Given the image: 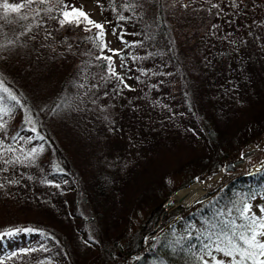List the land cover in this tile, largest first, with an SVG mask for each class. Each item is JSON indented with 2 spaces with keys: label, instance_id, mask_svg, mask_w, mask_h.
Instances as JSON below:
<instances>
[{
  "label": "trees",
  "instance_id": "1",
  "mask_svg": "<svg viewBox=\"0 0 264 264\" xmlns=\"http://www.w3.org/2000/svg\"><path fill=\"white\" fill-rule=\"evenodd\" d=\"M2 2L4 0H0ZM7 2L19 4L26 0ZM96 2L105 32L115 33L113 37L120 48L118 58L124 83H118L114 78L107 81L102 78L107 73L101 67L104 61L97 57L111 53L100 52L89 42L88 38L96 35L95 28L84 31L83 24L76 27L67 23L61 27L62 5L57 4V0H46L44 4L34 0L20 13H9L6 18L0 9V94L6 98L5 105L9 110L6 114L12 117L10 131L0 139V170L4 168L8 176L14 175V169H10L6 161L14 163L16 157L30 155L36 150L35 156L39 158L42 154L41 160L15 164L22 175L38 172L36 181L41 186L66 177L69 169L62 153L55 149L62 167L60 172H55L51 160L53 144L49 139L40 143L32 131L24 132L28 121H20L18 117L21 111H26L38 118L28 100L32 97L36 101L38 96L42 97L45 88L41 84L47 80L61 81L60 95L53 101L55 105L82 103L98 130L110 134L121 126L120 132L130 142L138 136V130L153 136L158 134V129L163 131L165 128L163 133L173 137V131L184 129L201 136L214 152L211 162L204 160V164H213L214 169L221 171H225L223 163L233 157L223 158L216 150L214 140L226 137L232 144H241L255 137L252 143L257 145L255 142L264 137L263 112L259 115L248 112L249 107L262 110L253 104L258 90L263 91L259 98L264 100V0ZM64 3L70 6L69 10L74 5L81 9L76 6L78 0H64ZM129 4H135V7L126 10ZM48 8L52 11L48 12ZM120 15L125 19L120 20ZM21 16H27V19H20ZM105 39L109 47L107 35ZM26 49L29 52L26 53ZM24 82L30 87L26 88ZM4 88L16 96L19 105L8 97L7 92H2ZM114 88L117 91H113ZM64 92L65 95H61ZM185 107L189 110H183ZM107 111L111 118L104 116ZM177 114H181V118H177ZM161 115L163 122H150L152 117ZM20 133L24 138L18 137ZM257 135L259 139H256ZM9 148L12 150L8 151ZM41 148L43 151H39ZM260 153L257 163L248 161L240 180H234L235 175L228 176V181L205 196L200 205L187 209H169L163 202L156 205L135 233L131 237L126 235L123 240L110 242L113 237L109 236L111 232L107 226L104 231L100 215L94 209V200L86 197L80 187H70L69 191L74 189L79 196V205L85 215L78 219L81 223L85 219L86 224L90 223L94 228L92 233L79 231L78 234L91 245L92 251L97 250V254L107 257V264H185L188 254L180 250L179 244L170 247L169 243L179 236H187L185 228L191 225V242L198 246V230L205 227V221L212 217L215 207H231L233 201L257 197L264 188V164L255 173L249 172L264 161V149ZM31 168L35 172H31ZM228 182L230 186L240 184V187L230 188ZM0 184L3 185L0 188V233L10 228H32L44 235L45 230H50V223L41 220L35 211L38 206H27L21 199V193L15 189L20 184L14 189L12 185L5 186L2 180ZM26 209L27 216L23 214ZM76 216L73 214L74 218ZM22 222L27 223L22 225ZM29 234L19 232L16 238L14 234L11 238L12 241L16 239L14 245L0 247V259L29 250L27 255L6 259L5 264H32L34 259L58 251L63 244L43 247L28 239ZM92 234L98 241H93ZM21 235L25 236L23 240ZM184 246L187 247V241ZM70 258L67 257L65 264H74ZM217 258L223 259L219 255Z\"/></svg>",
  "mask_w": 264,
  "mask_h": 264
},
{
  "label": "rangeland",
  "instance_id": "2",
  "mask_svg": "<svg viewBox=\"0 0 264 264\" xmlns=\"http://www.w3.org/2000/svg\"><path fill=\"white\" fill-rule=\"evenodd\" d=\"M76 6H81L80 8L93 21L103 24L104 21L96 0H78ZM107 41L110 43L111 49L120 50L114 40L113 33L107 34ZM27 52H29L28 49H26ZM76 53L80 54L79 51ZM113 59L115 60V71L122 77L121 61L118 56ZM46 82L41 84L42 88H45L42 97L38 96L36 101L32 97L29 98L30 101L28 100L34 109L33 113L38 118L32 114L29 115L26 111H21L18 117L20 121H28L24 132L32 131L35 128L36 132H32L37 141L46 143V139H49L53 144L51 160L55 165V172L62 170L55 149L62 153L69 169L66 177H61L60 180L55 179L54 183L48 182L41 186L36 181L38 172L33 175L32 173L22 175L19 172L20 168L15 164L18 165V162L21 164L35 163L43 158L42 154L38 158L35 153L19 157V160L16 157L14 163L11 162L12 165L9 163L10 169L15 171L12 176L4 173V168L0 170V179L5 186L12 185L11 187L14 189V186L20 184L15 189L21 193L24 203L27 206L30 204L38 206L40 209L37 207L35 211L41 220L50 223L52 232L45 230L43 235L33 231L26 237L43 247H55L60 245V242L63 243L59 246L58 251L42 255L40 258L45 256L43 260L34 259L32 264L36 261L38 264H65L68 262L67 257L69 256L71 257L70 261L74 264H107V257L103 258L97 254L95 252L97 250L92 251L91 245L78 234L79 231L85 232V234L92 233L94 228L90 223L86 224L85 219L82 220V223L78 219L85 215L79 205V196L75 194L74 189L69 191L70 187H80L86 197L94 200V209L100 215L104 231L107 226L106 229L111 232L109 236L113 237L109 241L123 240L126 235L131 237L135 233L156 205L163 202L167 207V202L179 191L186 190L192 185L204 187L205 191L194 202L187 206L178 204L173 207L187 209L198 203L200 205L205 196L213 190L221 188L228 181V176L235 175L234 180H240L239 177L244 175L243 171L246 169L248 161L252 160L257 163L260 158L257 155L264 149V137L259 139L260 134L256 136V139H259L255 142L257 145L252 143L255 137L250 139L252 141L245 140L241 144L239 142L232 144V141H229L230 138H218L213 142L218 153L223 158L225 156V159L233 157L232 160L223 163L224 170L228 163L238 162L239 164L234 165V169L228 172L214 169L213 164H204V160H207L208 163L211 162L214 152L212 148L205 145L201 136L184 129L173 131V137L163 133L166 131L165 128L163 131L158 129V134L153 136L145 130H138L136 134L138 136L130 142L120 132L121 126L116 132L110 133L112 135L106 131L98 130L85 113L86 107L82 103L75 102V104L67 105L62 102L55 105L53 101L60 95L61 81L47 80ZM24 84L26 88L30 87L28 82H24ZM61 95H65V92ZM257 95L253 104L254 107L257 106L262 110L249 107L248 112L254 111L257 115L263 112L262 116H264V100L259 98L260 95H263V91L258 90ZM4 107L7 109L5 101ZM183 110L189 109L185 107ZM12 113L10 112V114ZM42 113H45L46 116L44 117ZM104 116L111 118L112 115L110 111H107ZM168 116L171 117L170 114ZM152 118L150 119L151 123L163 122L162 115ZM177 118H181V114H177ZM11 120V115L0 114V125H2L0 139L5 138L7 132L10 131ZM36 121H40V123ZM37 132L44 137L43 140L38 138ZM18 137L24 138L23 133H20ZM242 145L244 146L243 151L238 154ZM15 147L17 146L15 145ZM1 150L0 147V152ZM262 164L264 161L253 167L249 174L256 172ZM31 172L35 171L31 168ZM227 185L230 186V183L228 182ZM67 187L69 188L67 189ZM231 187L238 188L240 184ZM249 202L253 205V211L259 214L257 205L264 206V188L260 189L259 195L251 198ZM23 214L27 216L28 210ZM73 214H77L76 218L73 217ZM26 223L22 222V225ZM82 224H85L84 228H82ZM94 234H92L93 241H98ZM12 236L14 235L0 239V247L3 248L5 244L14 245L16 239L12 241ZM21 237V240L25 238L24 235ZM127 261L128 259L125 262L127 263Z\"/></svg>",
  "mask_w": 264,
  "mask_h": 264
},
{
  "label": "snow or ice",
  "instance_id": "3",
  "mask_svg": "<svg viewBox=\"0 0 264 264\" xmlns=\"http://www.w3.org/2000/svg\"><path fill=\"white\" fill-rule=\"evenodd\" d=\"M33 2L34 0H26V3L10 4L7 0H4V2L0 3V9H2L3 16L6 18L9 13H20L21 9L31 5ZM35 2L44 4L46 0H35ZM57 4L62 5V19L59 21L61 27L66 23L76 27L83 24L84 31H92L93 28L97 30L94 37L88 38L89 42L100 52L107 51L111 53V55L97 57V59L104 61L101 67L107 73V76L102 78L106 81L114 78L118 83H124L123 77L115 71V60L113 59V57L119 56L120 52L108 47L105 39L107 33L103 24L93 21L82 9H76L72 6L71 10H69L70 6L65 4L64 0H57ZM134 7L135 4H129L126 6V10ZM47 11L51 12L52 9L48 8ZM37 14L39 13L37 12ZM20 19H27V16H21ZM119 19L124 20L125 17L120 15ZM88 54L91 55V53ZM83 86L78 85V87ZM124 86L129 87L127 84H124ZM113 91H117V89L114 88ZM2 92H7L8 97L19 105L20 102L16 96L12 95L8 89L4 88ZM5 99V96L0 94V114H6L9 111L4 107ZM32 131L36 132V129L33 128ZM37 136L41 140L44 139L38 132ZM0 144H2V141H0ZM11 150V148L8 149V151ZM33 151L35 153L36 150ZM39 151H43V149L41 148ZM17 160H19V157H17ZM11 162L6 161V163ZM2 187L3 185L0 184V188ZM257 208L259 214L253 211L252 203L246 198L233 201L231 207H215L212 217L205 221V227L198 230L199 234L196 236L198 246L191 242V225L185 228V232L188 233L187 236L177 237L175 241L169 243V246L180 245V250L188 254L185 264H209V261H211V264H264V206L257 205ZM237 221L240 222L238 223ZM23 231L33 232L38 230L32 228H10L0 233V239ZM184 241H187V247L184 246ZM28 251L26 250L23 254H13L2 258L0 259V264H5L6 259L10 260L15 256L27 255ZM218 255L222 256L223 259H218ZM205 257L208 259H205Z\"/></svg>",
  "mask_w": 264,
  "mask_h": 264
},
{
  "label": "bare ground",
  "instance_id": "4",
  "mask_svg": "<svg viewBox=\"0 0 264 264\" xmlns=\"http://www.w3.org/2000/svg\"><path fill=\"white\" fill-rule=\"evenodd\" d=\"M203 191H205L204 187L200 185H192L186 190L179 191L174 197V200L179 205L187 206L199 198Z\"/></svg>",
  "mask_w": 264,
  "mask_h": 264
},
{
  "label": "water",
  "instance_id": "5",
  "mask_svg": "<svg viewBox=\"0 0 264 264\" xmlns=\"http://www.w3.org/2000/svg\"><path fill=\"white\" fill-rule=\"evenodd\" d=\"M239 163L238 162H235V163H228L227 165H226V171L228 172V171H232L233 169H234V165H238ZM176 202H175V200H174V197L173 198H171L168 202H167V207L168 208H173V207H175L176 205H178L177 203L175 204ZM196 203V202H195ZM197 204V203H196Z\"/></svg>",
  "mask_w": 264,
  "mask_h": 264
}]
</instances>
